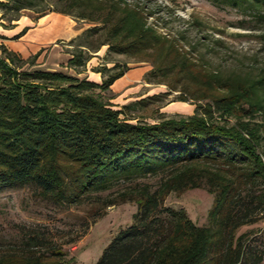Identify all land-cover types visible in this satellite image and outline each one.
<instances>
[{"label": "trees", "instance_id": "obj_1", "mask_svg": "<svg viewBox=\"0 0 264 264\" xmlns=\"http://www.w3.org/2000/svg\"><path fill=\"white\" fill-rule=\"evenodd\" d=\"M56 1L65 8H38L36 18L49 13L73 17L77 11L82 19L102 17L106 24L120 9L115 0L109 7L103 0ZM208 1L264 15V0ZM45 2L0 1V19L12 14L5 19L11 23L21 11H34ZM126 7L109 33L122 39L109 48L129 55L163 48V57L170 59L167 71L195 86L179 96L201 101L195 113L133 123L125 111L141 102L116 110L96 92L109 91L126 70L100 68L97 72L105 74L100 83L61 72H27L21 69L34 65L40 51L24 59L0 45V190L33 184L42 197L73 205L108 190L116 180L161 176L154 189L133 186L106 202L107 207L133 202L137 210L131 225L111 239L95 264H263L262 256L247 259L248 232H239L264 220V76L252 83L223 81L146 27L137 8ZM99 31L94 26L82 32L67 68L85 66L82 39ZM193 189L214 196L208 226H196L184 211L164 206L170 194ZM64 255L60 249L45 253L27 248L0 255V264H67Z\"/></svg>", "mask_w": 264, "mask_h": 264}, {"label": "rangeland", "instance_id": "obj_2", "mask_svg": "<svg viewBox=\"0 0 264 264\" xmlns=\"http://www.w3.org/2000/svg\"><path fill=\"white\" fill-rule=\"evenodd\" d=\"M113 1L103 0L107 7L114 4ZM115 2L120 9L112 12V19L106 24L102 17L101 21L94 22L82 19L77 11L72 12L73 17L61 15L64 18H61V33L55 34L54 39L39 47H28L27 52L20 53L26 59L40 51L34 65H24L21 70L62 71L76 75L77 78H82L77 75L87 69L97 71L103 67L111 72L140 71L143 75L120 92L114 93L111 89L96 92L105 101L109 99L112 108L116 110L122 109L126 104L141 102L131 105L125 111V116L133 119V123H155L163 118L193 115L201 101L190 96L187 101H182L179 96L182 89L189 88L193 91L195 86L188 79L177 80L175 72L167 71L170 59L163 57V48H151L138 55L112 52L109 48L108 44L122 39L111 37L109 33L115 23L125 16V11L121 10L127 6L128 10L137 8L143 14L146 27L152 28L156 34L169 41L172 40L192 60L208 72L218 74L223 81L241 80L252 83L264 76V15L257 11L215 5L208 0ZM35 8L34 11L26 9L20 12L18 21L23 29L32 27L37 14L35 10L38 8L63 10L65 7L56 0H46ZM1 14L2 11L0 18ZM11 16L12 14H4L1 23L6 27L11 26L5 20ZM94 26L99 27L100 31L88 37L84 35L82 39L86 40L83 42L86 47L82 48L88 55L85 66L67 68V60L77 53L78 37L85 29ZM73 39L74 42L69 43ZM106 42L107 44L102 45ZM163 72H166V76ZM98 73L101 76L97 80L100 81L105 74ZM173 87L176 89L171 90ZM260 95L263 94L260 92ZM261 120V116H258L257 121ZM262 148L264 149V143ZM160 177H140L134 182L116 180L108 190L91 193L79 204L73 205L57 204L42 197L33 184L2 189L0 255L27 248L45 253L51 249H60L65 254L63 261L67 264H95L111 239L120 230L131 225L137 210L133 202L110 207L106 206V202L133 186L146 184L154 189ZM213 202L214 196L206 190L193 189L182 194H170L164 201V206L184 211L196 226H208ZM245 232H248L247 259L251 262L259 256L264 258V220L242 227L239 234Z\"/></svg>", "mask_w": 264, "mask_h": 264}, {"label": "crops", "instance_id": "obj_3", "mask_svg": "<svg viewBox=\"0 0 264 264\" xmlns=\"http://www.w3.org/2000/svg\"><path fill=\"white\" fill-rule=\"evenodd\" d=\"M0 1H5V0H0ZM61 18L64 19L63 17H61V14L58 13H49L40 18L35 17L32 27L28 28V30L23 36L15 40L12 38L21 32V30L23 29L22 24H19V21L15 20L10 23L11 26L6 27L3 25V23H1L3 21H1L0 19V45H4L7 49L19 55L24 51L27 52L28 47H30V49L33 47H39L44 43L54 39L55 34L61 33L62 31V26L60 25L62 20ZM36 53L37 52H35V54ZM92 59H96V58H92ZM61 73L76 77V75L69 74L68 72L66 73L61 71ZM142 75L143 72L128 70L121 78L117 79L110 86V89L114 93L120 92L121 90H123V88L128 87L130 83L134 82L139 76ZM77 76H81L82 78H86L96 83L101 82V80L100 81L97 80L100 79L101 75L95 70L87 69L85 72L83 71L82 74H79Z\"/></svg>", "mask_w": 264, "mask_h": 264}]
</instances>
